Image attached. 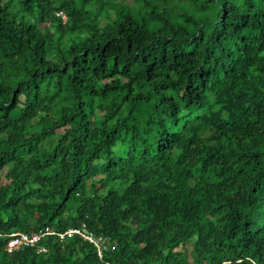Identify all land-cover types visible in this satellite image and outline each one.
Wrapping results in <instances>:
<instances>
[{
	"label": "trees",
	"instance_id": "obj_1",
	"mask_svg": "<svg viewBox=\"0 0 264 264\" xmlns=\"http://www.w3.org/2000/svg\"><path fill=\"white\" fill-rule=\"evenodd\" d=\"M2 179L0 264H264V0H0Z\"/></svg>",
	"mask_w": 264,
	"mask_h": 264
},
{
	"label": "built area",
	"instance_id": "obj_2",
	"mask_svg": "<svg viewBox=\"0 0 264 264\" xmlns=\"http://www.w3.org/2000/svg\"><path fill=\"white\" fill-rule=\"evenodd\" d=\"M52 235L53 232L49 229L46 228L44 230H40L38 233H31L29 234H24L21 232L18 233H13L11 234V239L8 243V250H14V249H19L21 247H35L36 242L44 237L45 235ZM74 235H79L84 241L92 244L96 250L98 256L101 258V252L104 249V238L102 237H97L93 234L90 233H85L82 229H71L65 232L61 237L67 236V237H72ZM39 252L43 251L42 248L38 247Z\"/></svg>",
	"mask_w": 264,
	"mask_h": 264
},
{
	"label": "clouds",
	"instance_id": "obj_3",
	"mask_svg": "<svg viewBox=\"0 0 264 264\" xmlns=\"http://www.w3.org/2000/svg\"><path fill=\"white\" fill-rule=\"evenodd\" d=\"M71 229H82L85 233H88L87 231H86V228H85V225H82V227H79V228H70V229H68V230H71ZM51 230V229H50ZM67 230V231H68ZM52 231V230H51ZM66 231V232H67ZM53 232V231H52ZM65 233V232H64ZM74 236H79V235H74ZM74 236H72V237H74ZM84 241V240H83Z\"/></svg>",
	"mask_w": 264,
	"mask_h": 264
},
{
	"label": "rangeland",
	"instance_id": "obj_4",
	"mask_svg": "<svg viewBox=\"0 0 264 264\" xmlns=\"http://www.w3.org/2000/svg\"><path fill=\"white\" fill-rule=\"evenodd\" d=\"M4 182H5L4 179L0 180V183H4Z\"/></svg>",
	"mask_w": 264,
	"mask_h": 264
}]
</instances>
